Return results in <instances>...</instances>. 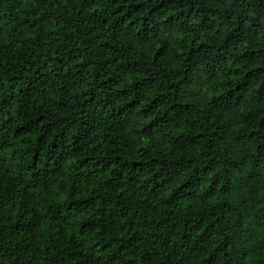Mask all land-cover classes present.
<instances>
[{"label": "trees", "instance_id": "16d2710c", "mask_svg": "<svg viewBox=\"0 0 264 264\" xmlns=\"http://www.w3.org/2000/svg\"><path fill=\"white\" fill-rule=\"evenodd\" d=\"M0 264H264V0H0Z\"/></svg>", "mask_w": 264, "mask_h": 264}]
</instances>
